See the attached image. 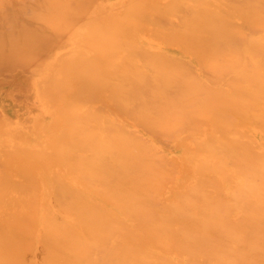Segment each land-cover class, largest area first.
Instances as JSON below:
<instances>
[{
  "label": "bare ground",
  "instance_id": "1",
  "mask_svg": "<svg viewBox=\"0 0 264 264\" xmlns=\"http://www.w3.org/2000/svg\"><path fill=\"white\" fill-rule=\"evenodd\" d=\"M0 264H264V0H0Z\"/></svg>",
  "mask_w": 264,
  "mask_h": 264
}]
</instances>
